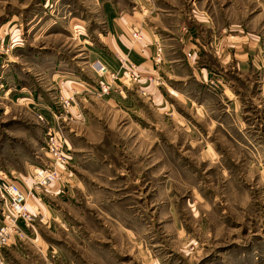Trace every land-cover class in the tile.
I'll return each instance as SVG.
<instances>
[{
  "label": "rangeland",
  "instance_id": "1",
  "mask_svg": "<svg viewBox=\"0 0 264 264\" xmlns=\"http://www.w3.org/2000/svg\"><path fill=\"white\" fill-rule=\"evenodd\" d=\"M214 3L0 0V226L4 184L27 191L53 163L52 132L67 143L59 179L0 264H264V0H247L249 34L229 39L247 42V63L225 60L230 47L182 56L163 45ZM216 4L222 23L234 8ZM120 24L132 48L152 47L137 80L93 70L102 53L131 62L113 52Z\"/></svg>",
  "mask_w": 264,
  "mask_h": 264
},
{
  "label": "crops",
  "instance_id": "2",
  "mask_svg": "<svg viewBox=\"0 0 264 264\" xmlns=\"http://www.w3.org/2000/svg\"><path fill=\"white\" fill-rule=\"evenodd\" d=\"M218 3L212 4V9L210 11L200 10L199 8L196 9V26H194V23L189 22L187 31L183 29L184 26H186L184 23H182V26L178 29H175L174 32L166 33L165 35L167 37L163 40L164 50L167 53L171 54H182L185 55L186 53L197 51L202 52L203 50H208L210 52H226V47H230V51L228 52V55L225 57V60L227 58H232V53H234V56H240L243 57V61L245 62V57L250 51L247 48V42L242 41L239 43V45L232 44L230 42V37H246L249 32L248 30V21H247V0H216ZM221 2V3H220ZM249 4H251L252 0H248ZM227 3V4H226ZM215 4L217 5H224L226 4L228 6V9L234 8L232 11L228 12L227 18H225L222 23L220 20H218L214 8ZM239 8L238 15L236 16L235 9ZM223 9V8H222ZM249 16L251 14V11L249 9L248 12ZM186 18L183 19V21ZM184 24V25H183ZM122 27V25L120 24ZM123 28V27H122ZM208 32V35L206 36L205 32ZM117 36H119V40L121 41L122 45H118L115 50L113 48V52L117 51L118 53H129V58L131 60V63H134L138 67V76H142V74H150L151 73V63L150 57L148 56V52L150 51L152 53V47L148 48V51H145V53L140 52L136 48H132L130 45L127 44L122 38L123 33H126V30L123 28H117L113 30ZM125 35V34H124ZM128 35V34H127ZM154 36H158L155 34ZM208 40L207 43H205V40ZM169 49V50H168ZM120 55H117V57ZM101 57L105 59L107 62V66L110 67L111 72H119L121 71V65L120 61H114L113 59H110L108 56H105V54H101ZM178 58L177 56L170 58V66L172 68L171 71H174L177 69V62ZM243 66H246V64H243ZM108 67V68H109ZM152 69L154 71H157L155 69V66H152ZM204 68H198L194 69L197 71L200 76L201 74H204L203 72ZM200 70V72H199ZM140 74V75H139ZM205 75H202L203 78H205ZM136 79V78H135ZM134 79V80H135ZM137 80V79H136ZM135 80V81H136ZM202 81V80H201ZM115 102H120L118 99H112ZM59 201H62L64 203L70 202L69 198L66 196H60L58 198ZM51 212V211H50Z\"/></svg>",
  "mask_w": 264,
  "mask_h": 264
},
{
  "label": "built area",
  "instance_id": "3",
  "mask_svg": "<svg viewBox=\"0 0 264 264\" xmlns=\"http://www.w3.org/2000/svg\"><path fill=\"white\" fill-rule=\"evenodd\" d=\"M132 39L134 41L142 40V33L135 29L133 30ZM121 69H125V76H138V67L128 61L127 58H120ZM95 63L98 64L95 68ZM93 63V70L100 77H110L113 80H119L118 74L109 70L108 66L102 61L97 60ZM124 71V70H123ZM119 73V72H118ZM111 87V82L101 84V89L104 93L108 92ZM43 120V117H40ZM49 149L52 154L53 163L48 167L38 168L36 170V182L27 191L22 190L19 184L9 182L4 184L3 191L8 198V207L3 212V221L0 226V254L1 249L12 245L16 238L25 237V232L21 229V224L30 226L39 214V202L41 190L51 184L60 177L58 165L65 164L66 161V140L61 132H52ZM29 200L35 201L33 205Z\"/></svg>",
  "mask_w": 264,
  "mask_h": 264
},
{
  "label": "bare ground",
  "instance_id": "4",
  "mask_svg": "<svg viewBox=\"0 0 264 264\" xmlns=\"http://www.w3.org/2000/svg\"><path fill=\"white\" fill-rule=\"evenodd\" d=\"M97 66H98V64H97V63H95V66H94V67H95V68H97Z\"/></svg>",
  "mask_w": 264,
  "mask_h": 264
}]
</instances>
